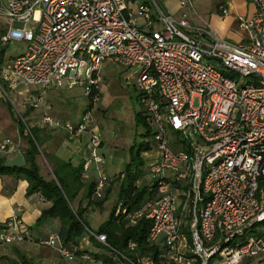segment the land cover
Returning <instances> with one entry per match:
<instances>
[{"label":"built area","instance_id":"2783aa9c","mask_svg":"<svg viewBox=\"0 0 264 264\" xmlns=\"http://www.w3.org/2000/svg\"><path fill=\"white\" fill-rule=\"evenodd\" d=\"M250 1L255 14L239 21L248 43L236 44L199 18L193 0H177L179 17L162 0H0V90L16 92L33 111L46 108L52 89L83 90L90 108L79 121L43 113L34 124L72 141L88 136L83 180L93 169L97 200L110 186L93 115L101 70L113 61L131 71L150 129L143 157L157 196L127 220L150 221L147 239L162 250L160 264H264V0ZM20 43L23 52L8 54ZM21 152L10 139L0 141V155ZM88 232L116 264H155L134 261L105 234ZM25 242H32L30 231L15 214L0 245ZM37 244L67 264H97L88 254L77 258L57 234Z\"/></svg>","mask_w":264,"mask_h":264},{"label":"trees","instance_id":"16d2710c","mask_svg":"<svg viewBox=\"0 0 264 264\" xmlns=\"http://www.w3.org/2000/svg\"><path fill=\"white\" fill-rule=\"evenodd\" d=\"M32 111L29 109L22 116L23 119L26 120ZM135 120L137 126L143 128L140 135L142 140H137L131 148L130 162L117 177V181L120 182L117 201L108 220L97 231L92 230L86 223L87 212L92 206L102 207L107 201L105 197L109 191L105 193L103 199H95V181L93 179L89 183L83 180V164L75 166L71 162H65L49 155L44 156H46L51 167L50 178L44 177L40 172L38 163V158H41L43 154L41 150L42 139L40 138L43 131L39 127L30 128V133H27V124L21 118H16L20 134L27 141V147L22 151L25 159L24 167L6 168L5 164L9 160L5 156H0V179L3 176H10L16 181L25 180L28 182L27 195L39 194L51 204L42 212L36 226L41 227L53 220L59 221L61 226L57 235L62 240L63 245L77 258L88 254L96 260L97 264H116L111 250L91 237L88 232L91 231L97 235L105 234L107 244L112 249L134 261L150 257L155 264L161 263L162 250L158 246L148 243L150 221L144 219L136 226H131L127 220L128 214L138 211L146 202L155 199L157 196V182L149 176L146 160L143 157L151 149V144L145 142V139L151 136L150 129L142 111L135 115ZM26 122L28 123V120ZM28 125L30 124L28 123ZM77 200L79 203L75 207L74 202ZM85 203L86 206H84ZM28 229L30 231L29 227ZM85 239H89L91 245L96 249L95 252L90 253L87 249L82 248V242ZM39 241L41 240L34 241L32 238V242L38 243ZM130 243L136 245L134 250L129 249ZM20 264L35 263L28 262L23 257ZM63 264L67 263L64 262ZM244 264H249V262Z\"/></svg>","mask_w":264,"mask_h":264},{"label":"rangeland","instance_id":"374dc122","mask_svg":"<svg viewBox=\"0 0 264 264\" xmlns=\"http://www.w3.org/2000/svg\"><path fill=\"white\" fill-rule=\"evenodd\" d=\"M162 2L170 15L174 17L181 15L182 11L179 10L177 0H162ZM193 3L199 18L208 22L218 36L231 43H248L245 33L239 27V21L252 18L254 6L250 0H193ZM130 5L137 9L139 2H131ZM222 6L229 10L228 15L222 16L220 14ZM0 22L5 24L6 19L1 16ZM24 49L25 45L20 43L10 46L7 52L16 55L23 52ZM130 73L131 71H124L113 61H107L101 70V98L98 104L93 107V115L98 131L102 133L104 141L102 153L107 162L108 174L114 179L109 193L106 194L107 201L105 204L102 207L92 206L88 210L85 220L94 231H97L108 220L110 212L117 201L120 186V182L117 181L118 174L130 162L131 148L134 143L137 140H142L140 135L143 128L137 126L135 115L140 111L143 112V107L139 100L140 92L135 87L136 81L128 78ZM20 90L24 89L21 88ZM22 98L18 97L16 92L9 91L6 95L0 90V112H4L0 113V120L2 122L7 121L3 136L15 143L25 139L21 136L16 122V118L24 116L29 110L23 105ZM46 104L50 107L48 111L47 109L32 111L26 118L31 128L37 127L34 123L43 112L61 120L74 121L80 117L84 110L90 108L88 99L81 88L70 89L65 87L60 92L50 90ZM148 139L151 140V138ZM146 141L147 139H145ZM43 160V158H40V172L44 177L50 178V170ZM77 205L75 201L74 206L77 207ZM258 228L263 229L264 225H260ZM88 241L89 239L83 241L82 247H88L89 244H86ZM30 243L28 246L30 251L26 252L25 257L28 262L59 264L53 250L33 244L34 242ZM249 264H258V260H249Z\"/></svg>","mask_w":264,"mask_h":264},{"label":"crops","instance_id":"0c3cea01","mask_svg":"<svg viewBox=\"0 0 264 264\" xmlns=\"http://www.w3.org/2000/svg\"><path fill=\"white\" fill-rule=\"evenodd\" d=\"M254 14L255 8L253 15ZM61 90L62 89H52L51 91L60 92ZM50 94L52 95V93ZM45 109H47L48 111L50 107H48L46 104ZM84 111L81 113L80 117L82 116ZM80 117H78L73 122L79 121ZM6 122H2L0 120V141L8 139L6 136H3V130L5 129ZM39 129L43 131L42 134H40V138L42 139L41 150L43 152L41 159H44L43 161L45 162V165L49 168L50 172V164L46 159V156L44 155L53 156L65 162H71L75 166L83 164L85 160L89 157L88 136H84L81 140L78 141H72L69 140V138L63 132H54L42 128ZM100 134L102 137L101 132ZM24 140L18 141V143H16L20 145L21 151H23L27 147V142L26 140L24 142ZM20 154H22V152L14 156H0H5L8 158V160H11L12 158ZM39 162H41L40 157L38 158V163ZM106 171L108 174L107 162ZM90 174L92 175L91 178L89 179V181L84 180L85 182L90 183L94 179L93 169L90 171ZM108 176L110 179V186L107 191L110 190L112 181L114 179V177H112L110 174H108ZM27 190L28 182L25 180L16 181L13 177L10 176H3L0 179V231L4 224L7 222V220L16 214L19 215L24 221V223L30 228V234L34 241L46 239L52 234H57L61 226L60 222L57 220L49 221L41 227L36 226L39 219L41 218L42 212L47 209L51 204L49 202H46L39 194H33L30 196L27 195ZM76 202L78 204L79 200H77ZM84 206H86V203L84 204ZM29 244L31 243L25 242L20 245H0V264H20L22 258L26 257V252L30 251V247H28ZM33 244L37 243L34 242ZM86 244H89L88 247L84 246L82 248L87 249L90 253L96 251L95 248L90 247V241L86 242ZM55 256L57 258V263H64V260L59 255L55 253ZM50 258L52 259L51 256Z\"/></svg>","mask_w":264,"mask_h":264},{"label":"water","instance_id":"95a60500","mask_svg":"<svg viewBox=\"0 0 264 264\" xmlns=\"http://www.w3.org/2000/svg\"><path fill=\"white\" fill-rule=\"evenodd\" d=\"M25 166V159L22 154L12 158L6 164V168H22Z\"/></svg>","mask_w":264,"mask_h":264}]
</instances>
